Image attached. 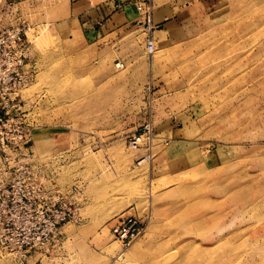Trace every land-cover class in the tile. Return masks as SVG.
<instances>
[{"label": "rangeland", "instance_id": "1", "mask_svg": "<svg viewBox=\"0 0 264 264\" xmlns=\"http://www.w3.org/2000/svg\"><path fill=\"white\" fill-rule=\"evenodd\" d=\"M11 7L29 26L33 169L77 191L80 221L0 264H264V0H222L152 57L142 26L108 43L56 22L54 0ZM121 215L146 223L125 251Z\"/></svg>", "mask_w": 264, "mask_h": 264}, {"label": "built area", "instance_id": "2", "mask_svg": "<svg viewBox=\"0 0 264 264\" xmlns=\"http://www.w3.org/2000/svg\"><path fill=\"white\" fill-rule=\"evenodd\" d=\"M147 26H151L149 21ZM152 49L153 45L149 42L148 51ZM27 61L25 26H2L0 23V156L4 163L0 169L3 178L0 184V237L2 233L7 234L3 241L0 240V245L4 248L31 246L32 240L24 235V231L51 232L62 223L76 218L67 208L72 204L67 202L66 197L60 195L53 202L51 197L33 185L26 169H19L24 161L20 150L29 142L30 132L22 120L24 113L17 97V91L31 76L26 68ZM12 151L16 157L9 164ZM141 232L142 226L133 218L123 220L113 229V234L123 243L138 237Z\"/></svg>", "mask_w": 264, "mask_h": 264}, {"label": "crops", "instance_id": "3", "mask_svg": "<svg viewBox=\"0 0 264 264\" xmlns=\"http://www.w3.org/2000/svg\"><path fill=\"white\" fill-rule=\"evenodd\" d=\"M6 1L31 10L32 7L44 5L49 0ZM221 1L54 0L52 17L56 22L75 23L78 27L87 29L93 39L102 38L108 43L120 40L124 33L139 26H142L148 34L147 21H149L152 36L168 41L184 37L187 25L192 19L206 15L210 9L218 8Z\"/></svg>", "mask_w": 264, "mask_h": 264}, {"label": "bare ground", "instance_id": "4", "mask_svg": "<svg viewBox=\"0 0 264 264\" xmlns=\"http://www.w3.org/2000/svg\"><path fill=\"white\" fill-rule=\"evenodd\" d=\"M0 5H2V7L0 8V23L2 26H17L20 24H23L25 26V42L28 48V61H27V70L30 72L31 76L28 77V82L22 86L18 91H17V97L18 100L20 102V108L24 113V117H23V122L29 127L30 132H29V136L27 138V140H29V142L27 143V145L23 148H21L20 150V154L21 157L23 158L24 161H22L20 163V168L19 169H26L28 172L29 177L32 180V183L35 187L39 188L41 191H43L47 197H51L53 202L57 201V198L62 195L64 197H66L67 202L72 204V207L67 206L68 209H70V211L72 212V214L74 216H76L75 219L69 220L67 222H77L80 221V206L78 205V201H77V191L74 189L71 192L72 193H63V192H59V191H55L49 188H46L41 179H40V174L36 171H34L33 169V165H32V155H31V151L30 149V145H31V141H32V135H33V131H35V128L33 127V121H32V117H31V113H30V107L27 105V99L25 98L24 92L27 91L32 83H33V79H34V68L31 65V54H30V49L28 46V42L26 40V32L29 30V26L26 22H24L22 19H16L13 16V10L11 5H13V3L9 2H5L1 3ZM11 17V18H10ZM148 29V36L146 39V44H145V49H146V53L148 56L153 55L154 50H155V42L153 39V36L151 34V28L150 26H147ZM151 42L153 45V49L151 52L148 51V43ZM121 67V64L117 63L116 64V68ZM143 132L142 134H139L137 132H134L130 135L129 137V146L131 148H137L140 146V144L142 143V141H147V142H151V137H152V131H153V127L150 126L149 124L144 125L143 127ZM9 161L8 163L11 164L16 157V153H14L13 151L9 154ZM140 163V162H139ZM4 163L3 160L0 156V169L3 168ZM3 183V178L0 176V184ZM127 218H133L136 219L140 225L142 226V232L140 233V235L138 237L133 238L131 241H129L128 243H123L117 236H115L113 234V229L119 225L123 220L127 219ZM64 222L62 223L58 229L54 230V231H47V230H42V231H24V235L28 236L29 238H31L32 240V245L28 246V247H24V248H19V247H6L5 248L0 245V249L2 251H4L5 253H8L10 255H13L18 261H20L21 263H26L28 257H30L31 253H36L38 251L39 255L42 256V253L40 250L45 249V247L47 246V244L49 243V241L52 239L50 238L53 237L55 238L58 235L59 230L61 229V227L67 223ZM145 229H146V223L144 220H142L139 217H135L133 215H121L118 216L114 223L111 225L110 227V233L113 236V238L121 245L123 251H125L126 249H128L137 239H139L142 235H144L145 233ZM50 233H52L50 235ZM50 235V236H49ZM7 237L6 233H2V237H0V240L3 241V239H5ZM123 253H120V256ZM119 256V257H120Z\"/></svg>", "mask_w": 264, "mask_h": 264}]
</instances>
